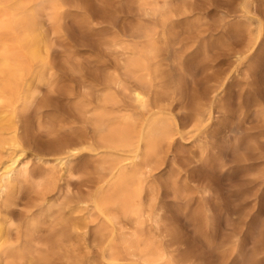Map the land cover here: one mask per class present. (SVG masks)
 I'll list each match as a JSON object with an SVG mask.
<instances>
[{
    "label": "rangeland",
    "instance_id": "obj_1",
    "mask_svg": "<svg viewBox=\"0 0 264 264\" xmlns=\"http://www.w3.org/2000/svg\"><path fill=\"white\" fill-rule=\"evenodd\" d=\"M27 7L46 46L40 60L18 56L45 76L39 82L29 73L33 97L16 105L27 172L0 203V264H264V0H30ZM151 30L154 96L179 129L144 169L140 217L111 203L103 213H77L86 229L67 242L69 204L94 193L111 163L87 150L67 166L38 158L84 133L80 106L107 76L121 75L130 89L125 69ZM118 99L131 103L128 92ZM110 245L120 257L149 255L113 263Z\"/></svg>",
    "mask_w": 264,
    "mask_h": 264
},
{
    "label": "bare ground",
    "instance_id": "obj_2",
    "mask_svg": "<svg viewBox=\"0 0 264 264\" xmlns=\"http://www.w3.org/2000/svg\"><path fill=\"white\" fill-rule=\"evenodd\" d=\"M29 1L0 2V203L14 189L13 184L24 170L22 166L27 163L23 162V158L28 146L25 147L26 138L21 132L22 120L15 115L16 105L33 97L34 82L27 75L32 74L39 82L45 76L43 69L30 70L28 65L26 68L18 56L23 53L33 60H40L43 45L46 46L43 44V34L39 32L43 27L40 28L34 20L35 16L29 13ZM150 33L145 34L148 41L146 48L137 49L132 65L125 69L124 75L134 80L130 89L121 75L107 76L97 85V97L87 99L80 106L83 115H78V118L85 124H82L85 126L82 127L85 129L84 133L78 135L76 141L70 139L69 142L62 143L63 139L59 140L61 143L50 150L46 159L38 158L45 165L67 166L74 158L81 156L83 151H88L90 154L97 152L96 155L106 156L107 162L111 163L107 174L99 177V186L94 193L69 204L70 223L64 231L67 232L64 234L67 242L81 233L80 229H86L81 222L83 218L76 216L77 213L90 210L103 213L105 207L111 203L125 216L133 219L140 217L144 204V169L148 166L150 158L162 147L161 144L179 129L175 117L166 111V106L163 107V98L161 103L160 97H156L159 94L154 96L158 85V70L153 66L156 57L153 36H156V33ZM260 35L261 30L258 29L256 42L260 40ZM121 92H128L131 103L120 104L118 96ZM194 118L198 123L203 122L202 115L197 114ZM68 126L71 127L70 124ZM24 172H27L26 169ZM1 217L0 255L6 236L2 228L6 220L3 221ZM108 251L109 259L113 263L128 259L135 262L133 258H146L149 255V252H143L144 255H141L142 252L138 251L120 257L112 245L108 247ZM38 262L31 259L27 263L39 264Z\"/></svg>",
    "mask_w": 264,
    "mask_h": 264
}]
</instances>
